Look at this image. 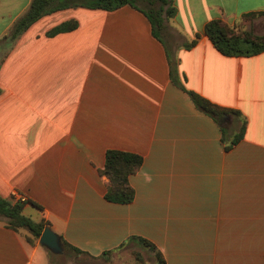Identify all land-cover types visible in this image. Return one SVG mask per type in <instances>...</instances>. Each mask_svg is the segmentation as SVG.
Here are the masks:
<instances>
[{"label": "crops", "instance_id": "0c3cea01", "mask_svg": "<svg viewBox=\"0 0 264 264\" xmlns=\"http://www.w3.org/2000/svg\"><path fill=\"white\" fill-rule=\"evenodd\" d=\"M30 1L0 0V196L24 195L23 213L92 264L131 235L166 264H264V50L225 55L203 32L213 18L245 25L264 0H173L159 37L130 4L68 6L5 39ZM70 18L77 27L46 34ZM187 90L239 113L218 122ZM243 121L225 149L220 126L231 137ZM108 148L143 158L130 202L104 197ZM27 235L1 214L0 264H57Z\"/></svg>", "mask_w": 264, "mask_h": 264}, {"label": "trees", "instance_id": "16d2710c", "mask_svg": "<svg viewBox=\"0 0 264 264\" xmlns=\"http://www.w3.org/2000/svg\"><path fill=\"white\" fill-rule=\"evenodd\" d=\"M140 0H31L26 11L15 19L9 32L4 38L12 41L19 37L21 33L31 25L36 19L45 13L58 8L68 6H84L88 8L114 9L123 4H130L140 9L148 17L152 33L159 37L161 28L164 26L165 19L172 17L176 11L173 0H144L146 5L139 4ZM257 15H264V10H255L242 14V19L251 18ZM78 21L70 18L57 23L46 31L47 35H54L61 31H68L77 27ZM203 32L211 41L214 47L225 55H250L256 54L264 50V33H256L252 29H239L236 25L230 24L222 18H213L207 21L203 26ZM196 39L186 42V46H191ZM1 92V89H0ZM195 106L201 111L212 116L216 121L222 114L239 113V110L222 106L199 94L194 90H187ZM221 140L224 148L229 149L243 135L245 121L242 122L239 130L231 137H228L227 131L223 125ZM142 156L137 152H132L117 148H108L105 151L104 166L99 169V173L107 177L106 189L104 197L113 202L126 203L133 200L135 191L129 182L130 174L136 172L142 164ZM26 200L21 201L14 199L13 196H0V213L6 217V224L18 230L25 227L30 231V235L26 238L32 242L37 239L45 225H49V221L45 218L34 220L30 216L23 213ZM29 203L39 209L41 206L34 201ZM128 239L135 240L139 244L145 246L151 251L155 257L154 264H166V260L162 252L148 238L141 235H131ZM65 247H72L61 238ZM106 250L103 254L108 253Z\"/></svg>", "mask_w": 264, "mask_h": 264}, {"label": "rangeland", "instance_id": "374dc122", "mask_svg": "<svg viewBox=\"0 0 264 264\" xmlns=\"http://www.w3.org/2000/svg\"><path fill=\"white\" fill-rule=\"evenodd\" d=\"M144 0H140L139 4L146 5ZM245 25L237 26V28L252 29L256 33L264 32V18L259 15L243 19ZM228 120H224L223 123L227 124ZM1 216V213H0ZM50 258L56 261L57 264H92L89 259L85 257L76 258L75 255H71L68 247H63L62 252L53 253L49 252ZM106 256V255H104ZM103 256V257H104ZM155 257L151 251L145 246L139 244L135 240L128 239L114 252L109 251L107 258H103L101 262L95 264H154Z\"/></svg>", "mask_w": 264, "mask_h": 264}, {"label": "water", "instance_id": "95a60500", "mask_svg": "<svg viewBox=\"0 0 264 264\" xmlns=\"http://www.w3.org/2000/svg\"><path fill=\"white\" fill-rule=\"evenodd\" d=\"M228 114L224 113L219 118L218 122H221ZM38 242L45 246L53 253H60L63 250V243L60 235L55 232L50 225H45L38 237Z\"/></svg>", "mask_w": 264, "mask_h": 264}, {"label": "built area", "instance_id": "2783aa9c", "mask_svg": "<svg viewBox=\"0 0 264 264\" xmlns=\"http://www.w3.org/2000/svg\"><path fill=\"white\" fill-rule=\"evenodd\" d=\"M12 196L14 199H18V200H21V201H25L26 200V197L24 195H21L19 193H17L16 191H13L12 192Z\"/></svg>", "mask_w": 264, "mask_h": 264}]
</instances>
